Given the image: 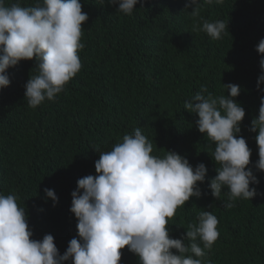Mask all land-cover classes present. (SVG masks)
<instances>
[{
  "label": "trees",
  "instance_id": "obj_1",
  "mask_svg": "<svg viewBox=\"0 0 264 264\" xmlns=\"http://www.w3.org/2000/svg\"><path fill=\"white\" fill-rule=\"evenodd\" d=\"M32 6L36 0H5ZM89 19L82 25L85 48L79 53L82 68L55 102L37 109L25 101V84L36 75V63L21 61L8 69L9 87L0 90V192L15 193L25 207L33 239L54 237L61 255L77 237V220L70 212L71 193L77 181L96 175L95 161L135 128L153 141L155 155L175 151L195 167L204 163L207 175L201 198H191L178 209L169 226L172 238L186 234L201 210L219 220V238L206 259L212 264H264V195L237 200L211 196L208 184L217 174L210 158L214 145L195 126L198 119L184 109L201 86L214 95L225 94L222 85L241 89L237 101L245 110L241 133L252 151L250 167L264 193V173L257 171L256 133L249 131L258 117L257 90L261 74L256 51L264 38V0H225L203 5L195 21L223 20L228 34L213 41L204 32H192L194 19L185 11L186 0H146L132 16L117 12L105 0H81ZM264 89V84L260 85ZM45 189L54 190L58 203L46 201ZM209 206H212L211 208ZM120 264H138L127 248Z\"/></svg>",
  "mask_w": 264,
  "mask_h": 264
},
{
  "label": "clouds",
  "instance_id": "obj_2",
  "mask_svg": "<svg viewBox=\"0 0 264 264\" xmlns=\"http://www.w3.org/2000/svg\"><path fill=\"white\" fill-rule=\"evenodd\" d=\"M146 0H108L118 5L117 12L132 16ZM105 0H100L103 6ZM225 0H186L185 11L194 21L203 5H223ZM89 19L81 0H36L32 6L0 0V90L10 85L8 69L21 61L35 60L36 75L25 84V101L35 110L46 101L55 102L66 92L68 83L82 68L79 53L82 25ZM223 20L195 21L192 32H204L213 41L228 34ZM261 74L257 90L264 84V38L256 46ZM228 95H214L206 85L184 103V109L198 119L195 126L204 140L214 145L211 159L216 175L208 187L215 200L222 199L226 209L237 200H252L259 180L250 167L252 151L240 135L245 110L237 101L238 85H222ZM249 131L256 133L258 161L254 168L264 173V95L259 114ZM153 141L137 127L125 134L111 150L101 152L95 161L96 175L77 181L71 193L70 212L77 220V237L60 254L51 234L33 239L25 207L15 193L0 192V264H120L122 250L138 258V264H212L206 259L219 238V220L211 211L201 210L189 223L181 238L170 236L169 226L177 210L191 198H201L207 168L193 167L175 151L155 155ZM46 201L58 203L54 190L45 189ZM210 208L212 206H209Z\"/></svg>",
  "mask_w": 264,
  "mask_h": 264
}]
</instances>
